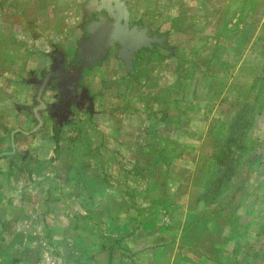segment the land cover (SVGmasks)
Instances as JSON below:
<instances>
[{
  "label": "crops",
  "instance_id": "crops-1",
  "mask_svg": "<svg viewBox=\"0 0 264 264\" xmlns=\"http://www.w3.org/2000/svg\"><path fill=\"white\" fill-rule=\"evenodd\" d=\"M177 8L172 23L157 29L168 48L155 44L139 52L129 72L110 56L84 69L79 98L63 107L61 118L49 109L54 92L42 88L36 99L39 77L30 75L32 103L21 106L18 117L25 114L21 124L32 127H11L10 151L0 156L21 148L29 157L28 186L43 188V197L29 200L27 216L12 203L2 207L5 218L9 210L17 214L19 227L18 239L10 246L4 241L1 251L19 254L3 255L0 264H99L94 258L105 235L108 264H235L230 216L236 209L235 220L244 219L231 206L232 195L211 201L209 186L213 150L235 122L240 93L252 90L264 69V0H178ZM58 43L48 41L47 70L53 48L64 60L72 57L71 42ZM54 126L60 131L56 148ZM32 133L39 137L20 145L17 137ZM251 187L241 195L247 204ZM257 200L264 203V197ZM14 201L23 211L20 195ZM249 224L244 234L252 242L261 233ZM84 252L92 258L84 260Z\"/></svg>",
  "mask_w": 264,
  "mask_h": 264
},
{
  "label": "rangeland",
  "instance_id": "rangeland-1",
  "mask_svg": "<svg viewBox=\"0 0 264 264\" xmlns=\"http://www.w3.org/2000/svg\"><path fill=\"white\" fill-rule=\"evenodd\" d=\"M79 1L0 0V153L10 151L8 131L12 129L11 127L17 126L24 130L32 127V123L30 126L21 124L22 120L19 119L25 114L18 117L19 113H23L20 107L32 103L31 92L29 93L30 75L39 77V67L47 70L48 64L44 51L49 49V39L59 40L58 45L70 41L74 46L79 35L76 29ZM177 3L178 0H133L130 4L131 18H138L150 24L155 30H161L162 26L166 27L168 21L171 24L175 19L172 15H179ZM249 3V1L246 2V4ZM31 67L35 70L30 71ZM11 82L16 85L11 86ZM17 88L18 93L15 95ZM34 88L35 86L31 87L32 91ZM18 94H24L25 99L19 100ZM240 96L239 104L243 107L236 109L237 114L235 111L232 113V117L235 115V122L228 125L226 136H221L223 140L213 150V163L222 171L216 173L212 179L210 198L211 201H216L223 196L232 195L235 203L244 200L242 203L231 205L237 206L244 219L241 223L235 220L236 209L230 216L237 233L231 241L232 257L235 264H264V203L257 200L264 197V69H261L260 76L254 80L253 89L242 91ZM237 118L238 123H236ZM40 131L43 133V128ZM36 133L39 132L36 131ZM214 133L220 135L221 131H214ZM255 134L260 135L259 140L255 139ZM35 136L37 138L39 134L32 133L28 138L25 135H19L17 138L21 145L23 140L33 139ZM14 147L17 151L14 154L0 156V263L3 255L10 258L12 255L19 254L12 249L7 252L1 251L4 241H9L7 246H10L12 238L18 239L15 234V229L19 227L18 216L11 214L9 210L5 213L9 218H5L2 214L5 204L12 203L13 211L27 216L29 200L33 202V198L43 197L40 194L43 188L38 191L28 186V182L32 179L31 173L28 172L29 157L18 152L21 148H17L16 145ZM52 160L55 161L54 156H51ZM257 163L263 167H258ZM54 164L55 162L52 166H55ZM261 181H263V187H261ZM248 186L253 187H251L252 191L246 194L249 204L246 203L244 196H241L243 192L248 191ZM19 190L21 194H17ZM15 195L16 197L20 195L22 204L25 202L23 211L21 207L19 208V202L14 201ZM252 201L255 202L254 205L250 203ZM53 211L57 210L53 209ZM252 222L255 223L253 230H260L261 234L255 241L248 242L244 232L246 228L252 230L249 224ZM239 232H242V235H239ZM107 241L106 235L101 237L103 251L94 258L96 261L99 259V264H108L109 259L112 258L111 253L103 249L107 248ZM250 248H252L251 251ZM72 254L66 253L69 259ZM31 256L29 255L28 258ZM80 256L87 260L93 255L91 252H84Z\"/></svg>",
  "mask_w": 264,
  "mask_h": 264
},
{
  "label": "flooded vegetation",
  "instance_id": "flooded-vegetation-1",
  "mask_svg": "<svg viewBox=\"0 0 264 264\" xmlns=\"http://www.w3.org/2000/svg\"><path fill=\"white\" fill-rule=\"evenodd\" d=\"M100 1H79L76 23L79 35L74 42L72 57L68 61L64 60L61 53H59L60 51L57 48H53L49 56V69L40 73L36 81L38 87L50 88L54 92V103L49 109L50 112L56 109L58 118H61L63 107L67 100L73 103L79 98L78 96H74V84L73 81L68 79V75L82 61L84 63V70L98 65L107 56L118 59L127 56L131 44L124 43L121 40L122 38H126L125 32H133V34L139 36L142 40L150 39V47H148L147 43L143 44L142 42L134 45L140 46L137 50L133 51L134 56L139 52L151 49L155 44L163 40L162 33L152 28L150 24L144 23L138 18H131L130 4L133 0H116V3L113 0H109L105 8L101 6ZM124 15L126 16V30L122 29ZM101 19L107 23L102 22ZM89 29L94 30L95 33L101 32V34L93 36V43H88L92 37ZM105 30H109L111 34L108 36L103 35L102 32ZM101 55H103V58L99 59ZM80 88L81 82H79V86L76 89ZM63 91H69L71 94L65 96L62 94ZM59 108L60 111L58 110Z\"/></svg>",
  "mask_w": 264,
  "mask_h": 264
},
{
  "label": "water",
  "instance_id": "water-1",
  "mask_svg": "<svg viewBox=\"0 0 264 264\" xmlns=\"http://www.w3.org/2000/svg\"><path fill=\"white\" fill-rule=\"evenodd\" d=\"M113 1L116 3V0H113ZM100 3H101V6H103L105 8L106 5L109 3V0H101ZM101 21L104 22V23H107L103 19H101ZM126 25H127L126 24V16L124 15V25H122V29H125ZM123 26H124V28H123ZM89 31H90L92 37H91V39H89L88 43L89 42L90 43H93L94 42L93 36L94 35L97 36L98 34H101V32L95 33L94 30H92V29H89ZM102 34L105 35V36H108V35L111 34V32L109 30H105L104 32H102ZM125 34H126V38H122L121 40L124 43L131 44L130 45V51L127 54V56H123V57H121L119 59L122 61L126 72H129L131 70V68H132L131 67L132 60L135 58V56L133 54V51L137 50L140 47V46H134V45L138 44V42H142L143 44L144 43H147L148 44V47H150V43H149L150 39H148V40H146V39L145 40H142L139 36H136L135 34H133V32H125ZM102 58H103V55H101L99 57V59H102ZM83 68H84V63L82 61L77 67L73 68V70H72L73 72L70 75H68V79L71 80V81H73V84H74V86H73V91H75L74 96H76L75 94L77 93V89L76 88H77V86H79V82H80V79H81V74H82ZM42 92H43V89L41 87V88H39V90L36 93V99L39 100V97L42 94ZM82 92H83V95H84L85 92L84 91H82ZM62 94L65 95V96H68L71 93L69 91H63ZM71 104L72 103L69 100H67L65 102V104H64V107L67 108ZM76 105H79V103H76ZM41 108L43 109L44 108V105H42ZM67 112L68 111L65 109L64 110V113H67ZM40 123H41V120H39V124ZM13 132L14 131H12L10 133V140H11V146H12V148H13V141H12V134H13Z\"/></svg>",
  "mask_w": 264,
  "mask_h": 264
},
{
  "label": "trees",
  "instance_id": "trees-1",
  "mask_svg": "<svg viewBox=\"0 0 264 264\" xmlns=\"http://www.w3.org/2000/svg\"><path fill=\"white\" fill-rule=\"evenodd\" d=\"M159 46H161L162 48H168V46H167V44L163 41V42H158L157 43ZM59 134H60V131H59V128L58 127H53L52 128V135H53V140H54V142H55V148H56V146L58 145V140H59ZM213 173H212V178H211V181H210V186H209V188H210V190H211V188H212V186H213V183H212V179H213V177L215 176V174L216 173H218V172H220V171H222L220 168H217V167H215V165H214V163H213ZM215 172V173H214ZM208 188V187H207ZM211 199V198H210Z\"/></svg>",
  "mask_w": 264,
  "mask_h": 264
}]
</instances>
